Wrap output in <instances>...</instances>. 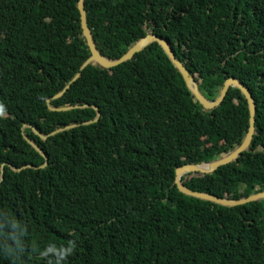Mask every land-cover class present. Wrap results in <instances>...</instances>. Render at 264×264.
<instances>
[{
	"label": "trees",
	"instance_id": "obj_1",
	"mask_svg": "<svg viewBox=\"0 0 264 264\" xmlns=\"http://www.w3.org/2000/svg\"><path fill=\"white\" fill-rule=\"evenodd\" d=\"M78 2L0 0V264H264V198L226 206L175 183L177 167L241 145L246 96L231 86L205 108L152 41L117 66L92 62L55 97L91 54ZM85 9L108 58L155 33L207 99L229 77L249 88V148L182 182L232 199L264 190V0H85Z\"/></svg>",
	"mask_w": 264,
	"mask_h": 264
},
{
	"label": "water",
	"instance_id": "obj_2",
	"mask_svg": "<svg viewBox=\"0 0 264 264\" xmlns=\"http://www.w3.org/2000/svg\"><path fill=\"white\" fill-rule=\"evenodd\" d=\"M78 8H79L80 14H81V27H82L83 35L85 36V38L87 40L91 54L81 65L80 71H78L75 74L73 79L65 86V88L61 92L57 93L55 95V97L61 96L65 92V90L71 86V83L76 81L81 76L82 70H84L92 62H98L99 64H101L102 66H104L106 68H111V67L117 66V65H119L125 61L133 59L134 56L138 52L143 50L148 44H150L152 41H157L162 46V48L164 49L166 54L169 56L171 61L174 63V65L181 72V74H182L187 86L189 87V89L194 93L196 98L200 101V103L205 108H214V107L218 106L219 104H221V102L224 100L229 88L231 86H237L240 88V90L246 96L248 104H249V110H250L249 127H248L247 134L245 136V139L241 143V145L238 146L233 152H231L230 154H228L222 158L216 159L212 162L184 164V165H181V166L176 168L175 183L177 184L179 190L182 191L183 193L188 194V195H191V196H194V197H197L200 199L209 200V201L215 202L217 204L226 205V206H235V205H239V204H243L246 202H251V201H255V200H259V199L264 198V190L253 193L247 197H243L240 199H232V198L220 197L218 195H215V194H212L209 192H203V191H197V190L190 189L187 186H185L182 182V176L185 173L196 172V171H201V172H206V173L213 172L219 166H221L223 164H227L233 160H236L240 156L241 152H243L245 149L249 148V146L251 145L252 139H253L254 132H255V112H256L255 100H254L252 92L249 90V88L244 83H242L238 78L229 77L225 80L224 85L221 89L220 95L215 100L207 99L203 95L201 90L199 89V85H198L197 81L195 80V78L191 75V73L189 72L187 67L184 65V63L176 56L174 50L172 49L171 44L165 38L158 36L155 33H148L146 36L139 39L121 57L116 58V59L108 58V57L104 56L99 51V49L96 45L95 39H94L93 34H92V30L88 24L87 12L85 9V0H79ZM48 103H50V101H48ZM87 105H88V103H86L84 105L66 106V107H57V108L50 106V108L56 109V110H67V109H70L73 107H82V106H87ZM96 109L98 110V107H96ZM99 116H100V111L98 110V117ZM92 121H94V120H92ZM92 121L76 122L73 124H69V125H66L65 127H61V128H58V129L52 131L50 134H55V133L59 132L60 130L73 128L75 126L90 123ZM33 130L36 133H38V130L36 128H33ZM38 134L41 137L46 138V135H42L40 133H38ZM25 137L33 147H35L42 155L45 156L46 162L41 165L42 167L45 166L48 163L47 155L44 153V151L37 144H35L34 141L29 139L27 136H25ZM4 166H5V164H2V166H1V173L2 174H1L0 179H3ZM29 166L32 167L33 165L29 164ZM13 168L19 169L17 167H13Z\"/></svg>",
	"mask_w": 264,
	"mask_h": 264
},
{
	"label": "rangeland",
	"instance_id": "obj_3",
	"mask_svg": "<svg viewBox=\"0 0 264 264\" xmlns=\"http://www.w3.org/2000/svg\"><path fill=\"white\" fill-rule=\"evenodd\" d=\"M1 177V176H0ZM0 180H2V179H0Z\"/></svg>",
	"mask_w": 264,
	"mask_h": 264
}]
</instances>
